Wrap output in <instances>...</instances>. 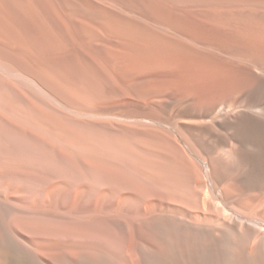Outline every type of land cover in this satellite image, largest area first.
Returning a JSON list of instances; mask_svg holds the SVG:
<instances>
[{"label":"bare ground","instance_id":"1","mask_svg":"<svg viewBox=\"0 0 264 264\" xmlns=\"http://www.w3.org/2000/svg\"><path fill=\"white\" fill-rule=\"evenodd\" d=\"M81 1L88 10L84 9L85 11L81 13L78 11L77 14L71 16V20L75 23L81 22L89 32L87 39L89 38V45L93 48L94 55L98 57V60L97 58H92L93 61L92 59L66 60L68 57L57 60V57V59L47 58L43 64L44 61L41 62L42 68H50L57 75L60 74L73 83L80 95L111 87L116 81L134 85L137 83L135 81L128 82L129 78L164 70L177 71V73L169 79L165 78L167 80L153 84L150 82V88L147 87V91L151 93V96L159 95L163 91L177 86L180 89L191 91L186 96L187 98L193 97L195 94L200 106L210 105L218 98H220L218 100L220 105L230 104L241 94L245 95L243 99L246 101L248 99L252 101L264 99V78L263 76L258 77L249 66L250 64H255L256 67L259 65L261 67L258 69L264 70V0ZM15 4L17 5V3ZM38 33L40 34L41 31ZM3 50L0 48L1 101L4 99L10 102L15 99L16 102L21 101L25 104L24 100L22 101L19 97V93L15 94L11 89H7L8 86L5 83L8 79L4 80V77L1 76L7 74V77L10 76L9 79L11 77L16 79L14 83H17L15 82L18 80L17 78H21L25 86H29L30 90L42 95L48 102L74 112V108H72L74 105L63 104L64 102L59 101L57 96L46 88L47 86L45 87L36 80L38 78L33 79L27 72H24L26 61L19 58L20 60H16L17 62L13 60V63H10L5 50L4 52ZM30 52L27 53L30 54ZM13 56L16 58L15 55ZM34 58L36 59V57ZM102 59L105 62H103L104 65H101L99 61ZM16 64L18 66L20 64L21 69L24 70H20L18 67L15 69ZM8 85L10 87L9 82ZM123 85L125 86V84ZM184 85L186 87H183ZM71 86L73 87V85ZM223 86L231 87L233 90L228 94L219 92L217 96L214 90ZM147 94L149 95V93ZM124 97L129 98V96ZM106 101L108 102V100L99 102ZM26 105L29 109L39 112L41 118L43 117L39 120L43 121L42 124L45 122L48 127L54 126L55 129L61 130V133L58 131L60 135L70 134L75 138L88 140V144L94 141L101 145L104 143L111 154L112 164L107 167L110 168L100 174L94 175L93 173V176L96 178L100 176L105 184L101 188L109 187L111 191L108 200L111 203L110 221L114 227L111 239V249L114 255L106 257L104 253H100L104 255L102 258L99 256L98 260H91L85 252H80V256L77 255L78 259L74 264H264V206L257 207L255 205L257 197L246 194L248 187L264 183V121L243 117L238 119L233 126L239 128V125L245 124L246 133L241 134L237 143L230 144L228 148L222 145L219 148L216 144L211 143L214 148H206L202 154L190 149L191 147L197 149L198 145L195 146L190 141H187L189 142L187 144L171 127L157 121L153 122L155 124L153 126H163L173 133L140 123L138 127L141 132H137L132 141L122 138L120 133L112 132L113 130L109 129L113 125L111 123L77 121L65 116L66 114L61 115L62 113L60 115L48 114L42 111L44 106L41 110V107L38 108L31 102L28 104L26 102ZM186 109H183V112ZM189 110L191 109L189 108ZM219 110L230 114V106H221ZM81 112L78 114H82ZM244 112L246 113V111ZM250 112L264 115V108L254 109ZM143 114V111L130 108L125 111L124 116ZM3 119L6 118L0 114V129L5 127L6 122L4 123ZM206 123L208 122L193 123L188 121L186 125L200 124L201 126ZM228 125L232 126V124ZM260 125L261 127H259ZM16 126L15 124L14 128L9 126L7 130L11 129L8 132L21 143L16 142L19 144L16 145L17 148H25L26 152L29 150L31 153L33 151L41 152L40 150L43 152L44 149H47L46 147L50 144L48 140L40 139L36 136L37 134L34 135L35 133H28L25 128L17 130ZM182 130L184 132V127ZM197 131L200 132V130ZM220 139L219 141H221ZM215 149H220L223 152L212 155L211 151ZM209 158L210 162H208ZM238 161L243 162L247 171L241 175V178L238 177V180H232L231 176L237 170ZM77 167L73 166L75 169ZM103 167L106 168V166ZM75 172L77 174L76 170ZM81 173L84 175L82 171ZM182 190L186 192L183 193ZM133 195L135 198H132ZM91 196H93L92 193ZM0 204L2 209L7 210L6 202L1 200ZM22 218L20 217V219ZM26 219L28 218L26 217ZM29 222L28 220L27 223ZM131 222H135L141 227L140 235L143 240L137 242L130 252L124 254L123 249L127 238L123 239L118 230L128 226ZM61 226H55V228ZM0 228L5 231V241L13 245L15 242L10 231L2 223ZM62 231L60 230V232ZM58 234L60 233L58 232ZM21 250L23 255L28 256L30 264H47L46 261L36 257L27 246ZM40 255L42 257L43 253ZM0 264L3 263L0 261ZM62 264L69 263L63 262Z\"/></svg>","mask_w":264,"mask_h":264},{"label":"rangeland","instance_id":"2","mask_svg":"<svg viewBox=\"0 0 264 264\" xmlns=\"http://www.w3.org/2000/svg\"><path fill=\"white\" fill-rule=\"evenodd\" d=\"M15 3H17V5ZM7 7H9L8 10H6ZM85 7V4H83L81 0H67V2L66 0H0V13L2 14H0V48L5 50L6 57L9 58L8 60L10 63H13V60L16 61L19 58L24 60V62L26 61L25 63L27 71L26 69H21L20 64L19 66L18 64H16L17 66H13L15 69L18 67V69L20 68V70H24V72H27V74L33 79L38 78L36 80L41 82L45 87L47 86L46 88L52 91L55 96H57L56 98L59 101L64 102L63 104L70 103L74 105L72 107L74 108L73 113L64 110L61 106H57L51 102H48V100L42 97V95L30 90L29 86L26 85V88L25 83L21 78V80L17 78L18 80L15 81L17 83H14V80H16L14 77L9 79L10 76L7 77V74L1 75L4 77V80H9H7V82L5 81V84L8 86V88L7 86L6 88L11 89L15 94L19 93V97L25 102V104L21 101L16 102L15 99L13 101L7 102L4 99H2V101L0 99V114L6 118L3 119V122H6V128L1 127L0 129V201L2 200L8 204L7 210L2 209V205L0 204V224L2 223L4 227L10 231L15 242L13 245L7 243L5 241V231L0 228L2 230H0V261L3 264L4 262L5 264H30L28 256L23 255L24 253L21 250L26 246L36 257L46 261L47 264H62L63 262L74 264V262H77L80 252H85L88 255V258L91 260H98L104 255L106 257L108 255L113 257L114 255L111 249V239L113 236L112 234L114 232V227L110 221L111 203L108 200V197L111 196V191L109 187L101 188V186H104L105 184L104 181L100 179V176L98 178L93 176V173L94 175L100 174L102 171L108 170L110 168H107L112 164L111 154L108 152L109 149H107L108 147L102 142H100L102 145L98 142L95 143V141L88 144V140L85 141L81 138H75L70 134L66 135L63 133V136L62 134L60 135L61 130L55 129L54 126L52 127L51 125V127H48L47 123L45 124V122L42 124L43 121L41 120L40 122L39 120L43 119V117L41 118L37 110L34 111L33 109H29V107L26 105V102L27 104L31 102L38 108L41 107V110L44 106L42 111L48 114L60 115V113H62L61 115L66 114L65 116L71 119L89 123H111L113 125H111L109 129L111 128L110 130H113L112 132L120 133L122 138L127 140H134L137 132H141L138 124L141 123L153 126V122L157 121L162 125L171 127V129L177 132V135H179L183 141L185 140L184 142L187 144L189 143L187 141H190L191 143L195 144V146L198 145L196 146L197 149L199 148L198 150L193 149L191 146L189 147H191V151H199L202 154H204L206 148H214L213 145L215 144L219 148L222 146L228 148L230 144L237 143V139L241 137V134L246 133L245 124L239 125V128L233 126V124H235L238 119L243 117L264 121L263 114H255L250 112L254 109L256 110L264 108V99L260 101H252L251 99H248V101H246L243 99L245 96L244 94H241L239 98H236L230 104L225 103L220 105L219 101H217L205 106H200L198 104L197 96L195 94L193 97H186L191 93V91L180 89L177 86H174L176 88L171 87L169 90L163 91L159 95H150L151 93L147 91V87H149L150 84L167 80L165 78L169 79L172 77V75L175 76L177 71L170 72L161 70L150 74L137 76L135 77L136 79L131 77L129 78L128 82L135 81L137 84L129 85V83L126 82L121 83L120 81H116V83L111 85V87L108 86L107 88L98 91L94 90L93 92H90L86 95H80L77 91V88L74 87V84L71 83L67 78L62 77L60 74L57 75V73H55V71L51 70L50 68H42L41 66L43 63H45V61H47V58L57 59L58 57L57 60H60L62 57H64L62 59H66L68 57L66 60H91L92 58H97L98 60V57L94 55L95 53L93 48L89 45V38L87 39L89 32L86 31L81 22L75 23L71 20V16L75 13L77 14L78 11L81 13L85 11L84 9L88 10V8ZM39 30L41 31L40 34L38 33L40 32ZM24 48L26 51L23 50ZM27 52H30V54ZM8 53L15 55L16 58L13 55L10 56ZM34 57H36V59ZM224 58L226 57L224 56ZM99 61L101 65H104L105 62L103 59ZM249 66L252 67L253 72L258 77L263 76L264 78V70L258 69L261 66L257 65L256 67L255 64H250ZM68 81L71 83L70 85ZM12 84L14 85L12 86ZM123 84H125V86ZM126 84L128 85L126 86ZM71 85H73V87ZM183 87H186V85ZM230 88L231 87L227 88V86H223L219 89H215L214 93H216V95L219 92L220 94H228L231 90H233ZM147 93H149L150 96ZM124 96H129V98ZM104 100H108V102H99ZM49 103L51 104L49 105ZM221 106H230V114L225 113L226 111L219 110ZM130 108H136L140 111H143L144 114L139 116H129L130 118L125 115V117V111L129 110ZM189 108L191 110H189ZM183 109H186V111L183 112ZM54 110L57 113H55ZM80 111H82V114H78ZM244 111H246V113ZM240 112L245 114L241 113L239 116ZM118 117H121V119ZM188 121L193 123L204 121L208 123L203 125L201 124V126L200 124L186 125ZM226 122H229L227 124H232V126H227ZM14 124L15 126L17 125V130L25 128L28 133H35L34 135L37 134L36 136H38L40 139L48 140L50 144H48L46 147L47 149H44L43 152L42 150H40L41 152L37 151V153H35V151L31 153L28 150V153L26 152L27 149L25 148H17L16 145L21 143L19 140L17 141V138L13 137L14 135L9 133L11 129L10 131L7 130L9 126L10 128H14ZM153 127H157L162 130L164 129L165 131L170 132L169 129H166L163 126ZM183 127L184 132L182 130ZM207 127H209V130H211L209 131L210 133L207 131ZM259 127H261V125ZM107 129L108 127L106 130ZM196 129L200 130V132ZM6 131H9L8 134ZM260 131L262 130L260 129ZM14 138L16 141H13L15 140ZM40 139L39 141H41ZM219 139L224 144H222ZM16 142L19 144H16ZM222 152L223 151L220 149L211 151L212 155ZM208 162H210V158L208 159ZM67 163L69 167L67 166ZM99 164H101L100 167ZM102 165L106 166V168H104ZM73 166H75V168L78 166L77 169L81 168L79 170H81L84 175H81V171L79 173V170L73 168ZM95 166L97 167L95 168ZM71 167L72 169H70ZM231 167L234 166L231 165ZM99 168L101 169L99 170ZM236 169L238 171L236 170L232 174V180H238L241 178V175L247 171V167H245L242 161L237 162ZM75 170L77 171V174H75ZM96 189L98 190L96 191ZM246 190V194L248 196L257 197L255 200V205L259 208H262L264 206V183L260 184L259 186H250ZM182 192L185 193L186 191L182 190ZM91 193L93 196H91ZM133 196L132 198H135V195ZM5 211L7 212L5 213ZM20 217L23 218L20 219ZM26 217L28 219H26ZM28 220L32 222H29L31 225L27 223ZM59 225L62 226L60 228H55V226ZM59 229L61 231L63 230V233L60 232ZM141 230V227H139L135 222H131L128 226L118 230L123 239L127 238V243L123 249L124 254L130 252L132 248L135 247L137 242L143 240L140 235L142 232ZM58 232L60 234H58ZM19 247L22 248L20 249ZM19 250H21V252H19ZM120 251L122 252V250ZM39 253H43L42 257ZM59 253L60 255H58ZM100 253H104V255ZM74 254H76L75 257Z\"/></svg>","mask_w":264,"mask_h":264},{"label":"crops","instance_id":"3","mask_svg":"<svg viewBox=\"0 0 264 264\" xmlns=\"http://www.w3.org/2000/svg\"><path fill=\"white\" fill-rule=\"evenodd\" d=\"M218 100H220V98L216 99L214 102H217Z\"/></svg>","mask_w":264,"mask_h":264}]
</instances>
